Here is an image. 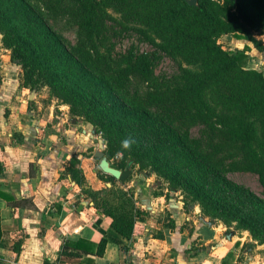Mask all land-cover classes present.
<instances>
[{
    "label": "trees",
    "instance_id": "1",
    "mask_svg": "<svg viewBox=\"0 0 264 264\" xmlns=\"http://www.w3.org/2000/svg\"><path fill=\"white\" fill-rule=\"evenodd\" d=\"M21 1L42 24L75 26L76 43H65L70 59L97 80L93 85L109 92L119 111L151 123L148 133L127 132L136 151H159L170 134L175 151L194 160L203 173L227 182L224 169L250 170L264 184V71L247 65V48L226 47L220 40L232 33L261 44L252 33L263 28L264 16L247 11L244 0H197L195 5L187 0ZM251 1L257 7L264 0ZM109 9L154 31L176 70L156 73L154 55L134 48L113 51L105 37ZM197 64L200 70L188 66ZM195 124L197 136L191 132ZM115 208L107 211L117 228L128 229L132 211L119 214Z\"/></svg>",
    "mask_w": 264,
    "mask_h": 264
},
{
    "label": "rangeland",
    "instance_id": "2",
    "mask_svg": "<svg viewBox=\"0 0 264 264\" xmlns=\"http://www.w3.org/2000/svg\"><path fill=\"white\" fill-rule=\"evenodd\" d=\"M244 1L247 11L256 18L264 16V1L257 7L251 0ZM108 11L105 37L113 51L125 52L134 48L135 52L154 55L156 73L176 70L174 60L160 50L161 39L154 31L144 24L129 21L119 11ZM36 19L24 10L21 0H0V55H8L12 63L16 58L20 59V63H15V79L21 98L27 99L28 109L37 110L40 117L51 116L50 125L55 124L57 118L83 138L89 139L92 135L102 139V150L105 155H111V165L124 168L129 163L132 168L124 184H120L99 169L98 157L86 161L85 172H75L74 177L83 184L90 197L105 210L116 207L117 213L127 211L129 214L133 199L139 195L130 184L144 182L147 185L143 186L147 187L143 191L148 192L149 198L163 199L166 203L179 202L182 210H187L188 206L192 210L197 208L196 214H202L214 225H221L228 237L237 238L240 246L235 245L238 249L235 250L236 264H264V184L258 175L250 170L229 167L224 169L225 182L205 174L194 160L175 151V141L168 130L165 133L169 134L167 143L159 151H136L127 132L131 130L132 136L148 133L152 130L151 123L136 113L119 111L109 92L93 85V80L94 83L97 80L70 59L65 52V43H76L75 26L42 24ZM262 24L263 28L252 33L261 44L232 33L223 35L220 40L226 47L238 44L247 48L248 61L254 60L252 51L264 55V22ZM188 66L193 70L201 68L199 64ZM198 128L197 124L192 126L193 136L198 135ZM97 139L87 147L89 155L99 148ZM125 140L131 142L128 148L122 146ZM203 149L208 148L203 146ZM131 156L134 159L128 162ZM75 163L76 159H71L70 166L76 167ZM94 168L98 170L95 178L91 175ZM109 182L113 185L111 188L106 185ZM229 182L240 189L233 188ZM166 208L161 207L164 216L167 215Z\"/></svg>",
    "mask_w": 264,
    "mask_h": 264
},
{
    "label": "crops",
    "instance_id": "3",
    "mask_svg": "<svg viewBox=\"0 0 264 264\" xmlns=\"http://www.w3.org/2000/svg\"><path fill=\"white\" fill-rule=\"evenodd\" d=\"M252 52L248 66L258 63L264 71V55ZM16 67L0 55V264H236L237 238L197 208L149 198L144 182L130 184L139 193L130 227L117 228L115 217L74 177L96 158L97 149L92 155L86 150L97 138H83L57 118L50 125L51 116L29 110ZM74 158L76 167L70 166ZM92 171L95 178L98 170Z\"/></svg>",
    "mask_w": 264,
    "mask_h": 264
},
{
    "label": "water",
    "instance_id": "4",
    "mask_svg": "<svg viewBox=\"0 0 264 264\" xmlns=\"http://www.w3.org/2000/svg\"><path fill=\"white\" fill-rule=\"evenodd\" d=\"M187 2L190 5H195L197 0H187ZM102 148L103 140L99 139V148L95 151V156L99 158L98 166L100 170L121 182L125 181L132 172L131 165L128 163L124 168L111 165Z\"/></svg>",
    "mask_w": 264,
    "mask_h": 264
},
{
    "label": "clouds",
    "instance_id": "5",
    "mask_svg": "<svg viewBox=\"0 0 264 264\" xmlns=\"http://www.w3.org/2000/svg\"><path fill=\"white\" fill-rule=\"evenodd\" d=\"M130 141L129 140H125V141H123L122 142V146L124 147V148H128L129 146H130Z\"/></svg>",
    "mask_w": 264,
    "mask_h": 264
},
{
    "label": "built area",
    "instance_id": "6",
    "mask_svg": "<svg viewBox=\"0 0 264 264\" xmlns=\"http://www.w3.org/2000/svg\"><path fill=\"white\" fill-rule=\"evenodd\" d=\"M257 65H260V64L257 63ZM252 67H253V66H252Z\"/></svg>",
    "mask_w": 264,
    "mask_h": 264
}]
</instances>
